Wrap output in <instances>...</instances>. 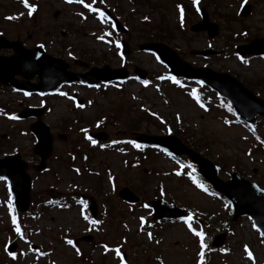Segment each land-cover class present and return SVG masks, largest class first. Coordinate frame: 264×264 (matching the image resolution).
Here are the masks:
<instances>
[{"label":"rangeland","instance_id":"1","mask_svg":"<svg viewBox=\"0 0 264 264\" xmlns=\"http://www.w3.org/2000/svg\"><path fill=\"white\" fill-rule=\"evenodd\" d=\"M28 3L36 6L31 16L21 0H0V35L18 40L27 49L43 45L50 56L70 64L73 72H84L71 64L77 59L90 67H124L130 78L139 70L148 83L128 79L93 88L70 85L60 92L65 95L58 93L49 101L0 90V158L18 154L28 165L31 180L25 214L10 210V191L0 180V264H119L112 251L117 248L125 264H197L198 238L183 219L150 220V202L157 200L185 211V217L193 215L190 223L205 233L208 245L204 264H264V244L250 220L232 221L230 204L202 185L198 175L196 181V167L187 158L176 160L127 143L136 136L174 134L185 147L201 150L215 164L220 180L226 182L236 172L264 190V118L257 119L253 128L245 126L214 93L198 83H174L158 59L140 49L143 44L167 45L191 67L227 74L264 101V57L235 54V47L264 39V0H198L196 4L193 0H95L96 13L66 0ZM244 4L250 6V14L242 18L238 12ZM201 8L218 28L213 39L190 30L199 22ZM102 10L121 21L128 30L126 36H115L110 23L98 18ZM120 40L128 45L126 58L118 54ZM191 50L218 54L199 58ZM195 92L203 103L194 97ZM73 93L83 100L82 108L69 99ZM45 103L52 108L44 119L52 134L69 138L54 140L47 169L35 173L32 166L38 158L32 153L31 122L8 117L26 106ZM89 132H99L104 142L93 145L86 139ZM121 188L131 190L138 202L121 201L117 197ZM89 198L95 204L94 220L99 221L95 225L85 212ZM11 205L14 208L12 198ZM221 234L225 235L223 245L212 247L214 237ZM10 244H15V260L6 253ZM245 246L253 253V261L247 259Z\"/></svg>","mask_w":264,"mask_h":264},{"label":"water","instance_id":"2","mask_svg":"<svg viewBox=\"0 0 264 264\" xmlns=\"http://www.w3.org/2000/svg\"><path fill=\"white\" fill-rule=\"evenodd\" d=\"M250 12V7L246 6L241 12L242 17H246ZM56 16V15H55ZM202 22L192 27L193 31H206L209 38L217 34V27L210 24L207 14L201 10ZM113 20V18H112ZM116 29L124 32V29L115 21ZM8 48L15 52V57L0 60V83L7 87H13L16 90L33 93H54L59 87L69 82H81L87 85L106 83L115 80H124L127 78V72L121 70L91 69L85 74H72L66 72V65L63 61L47 58L41 49L32 51L24 50L19 43L8 42L0 37V49ZM124 52L127 49L124 47ZM141 50H149L156 53L161 61L169 68L170 73L188 80H199L211 89L216 91L221 97L228 100L241 118L251 123L258 116H264V102L253 96L251 92L245 89L238 81L224 74H216L207 69H193L185 62L181 61L174 51L162 44H145ZM240 55H261L264 54V40H255L249 46L236 49ZM192 55L206 57L213 55L212 51H193ZM47 59L46 66L38 67L37 62ZM51 62H54L52 64ZM81 67L88 66L79 61H74ZM140 78L145 77V73L136 70ZM21 75L25 80H30L36 76L41 82L38 85H32L29 82L16 83L12 80L14 76ZM40 110L28 109L19 114L20 119L29 117H40ZM31 132L35 135L37 144L34 147V154L40 157V165L36 166V171H42L45 168V160L51 152V136L48 128L41 122L31 126ZM93 137V136H92ZM97 139L104 140L103 135L94 136ZM58 139L65 140L64 136H58ZM139 141L159 145L168 149L176 155H186L191 161L198 165L200 175L210 183L213 188L221 192L233 205L235 215L233 220L239 216H248L264 239V191L260 190L255 184H251L241 179L237 174H231L229 182H222L217 178L213 164L199 154L183 146L173 137H141ZM26 165L19 161L18 157L0 161V176L5 177L12 189L15 206L18 212L23 213L27 210L29 204V177L26 174ZM118 197L128 203L137 202V197L127 188L118 192ZM91 213L95 216L94 203L91 200ZM152 208L154 214L152 219H177L184 216V212L167 205L160 201H153ZM90 241V240H89ZM224 236H219L213 242L214 246H221ZM14 247L8 249V253H13Z\"/></svg>","mask_w":264,"mask_h":264},{"label":"snow or ice","instance_id":"3","mask_svg":"<svg viewBox=\"0 0 264 264\" xmlns=\"http://www.w3.org/2000/svg\"><path fill=\"white\" fill-rule=\"evenodd\" d=\"M21 2L23 3L24 7L28 9V12L27 14L29 16H31L35 11H36V6L35 5H30L28 3V0H21ZM67 3H78V4H81L82 7L84 9H87L89 12H93V13H96L98 12L99 10L97 8H94L93 7V4L95 3V0H92L91 3H87L85 2V0H66ZM101 2H103V0H101ZM193 3L196 4L198 3V0H193ZM79 15V13H78ZM183 16V12L181 10V18ZM17 17H7V19H16ZM98 18H101L102 19V22H107V18L105 17V14L103 12H99V17ZM145 19H147V17H145ZM109 35V33H104V36H107ZM104 36H99L97 37V39H100V40H103L104 39ZM107 42V41H106ZM40 47H43V45H41ZM116 47L119 48L120 47V44L119 43H116ZM168 79H171L173 80L174 83L178 82L175 80L174 77H168ZM143 83L145 85H147V81H143ZM96 87H100L99 85H96ZM25 95H28V93H25ZM60 95H65L64 93H60ZM69 99H71V97H69ZM77 107H80L82 108L83 105L82 104H77L76 105ZM201 107H203V105H201ZM155 115V114H153ZM9 119L11 120H15L17 119V117L15 115H12V116H9L8 117ZM157 119H160L159 117H156ZM177 119H179V117H177ZM161 124L164 123L163 120H160ZM86 139H89L91 141V143L93 145H96V140L92 139L90 136H86ZM128 144H131L133 147H136V148H140L141 145L137 144L135 141H132V140H129L127 141ZM100 147H104V145H100ZM189 167H191L189 165ZM177 176L180 175V172H176L175 173ZM6 178L3 177V176H0V180H5ZM112 177L109 176V181L111 182L112 181ZM193 183H196V181L194 180ZM197 187H202L200 184H197L196 185ZM163 191H161V195H163ZM144 207H148V205H144ZM9 208L12 212H15V209L12 208V205H11V192H9ZM85 219H88L87 217H85ZM183 219V222L188 225V230L195 236L198 238V243H199V252H198V262L197 264H204V255H205V249L208 247L207 243H206V240H205V233L202 231V230H195L192 226V224L190 223V221H192L193 219V215L192 214H189L187 217H182ZM12 223L15 225L16 224V216L13 215L12 216ZM91 223L93 225L99 223V221H96V220H92ZM140 224L143 225L144 224V220L143 218L140 219ZM17 235L20 234V228L19 227H16L15 229ZM148 239L151 240L152 239V235L151 233L148 234ZM157 243H159V241H157ZM67 244L69 245H72L73 247H75V245L73 244V241L72 240H67ZM7 250V249H6ZM109 249L105 248V251H108ZM112 251L115 252V255L119 258V264H125V258L122 256L121 254V251L120 249H113ZM244 252L246 253L247 255V259L249 261H253V253L249 250V248L247 246L244 247ZM76 254L77 255H80V251L79 249H76ZM12 259H16V254L15 253H10Z\"/></svg>","mask_w":264,"mask_h":264},{"label":"flooded vegetation","instance_id":"4","mask_svg":"<svg viewBox=\"0 0 264 264\" xmlns=\"http://www.w3.org/2000/svg\"><path fill=\"white\" fill-rule=\"evenodd\" d=\"M11 52L7 50L0 51V57H9L11 56Z\"/></svg>","mask_w":264,"mask_h":264}]
</instances>
